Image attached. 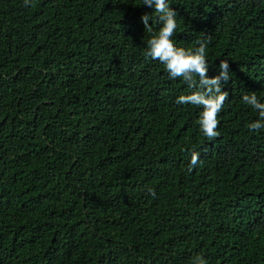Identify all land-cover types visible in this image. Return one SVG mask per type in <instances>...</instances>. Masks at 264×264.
I'll return each instance as SVG.
<instances>
[{
  "label": "trees",
  "instance_id": "obj_1",
  "mask_svg": "<svg viewBox=\"0 0 264 264\" xmlns=\"http://www.w3.org/2000/svg\"><path fill=\"white\" fill-rule=\"evenodd\" d=\"M168 3L175 46L230 64L212 140L145 56L154 7L0 0V264H264V0Z\"/></svg>",
  "mask_w": 264,
  "mask_h": 264
},
{
  "label": "clouds",
  "instance_id": "obj_2",
  "mask_svg": "<svg viewBox=\"0 0 264 264\" xmlns=\"http://www.w3.org/2000/svg\"><path fill=\"white\" fill-rule=\"evenodd\" d=\"M25 6H29L30 0H24ZM143 4L154 7L159 14L161 27L158 32L148 40V48L145 56L152 60H158L162 63L171 79L182 78L187 84L190 94L180 95L176 99L177 104L202 106V112L199 119V126L209 140L216 138L219 133L218 114L228 99V92L222 91L223 85L229 81L230 64L227 60L219 62V72L217 75L209 77V65L206 60V47L210 42V37L198 40V47L187 49L177 47L173 43V36L177 30V12L173 10L168 0H143ZM151 16L145 14L141 17L145 29L152 32V27L148 21ZM246 105H250L257 110L260 119L249 125L250 131H258L264 128V103H261L255 93L244 95L242 97ZM201 163L200 153L191 154L189 171H192ZM152 196L155 191L149 190ZM195 264H207V261L200 255L195 258Z\"/></svg>",
  "mask_w": 264,
  "mask_h": 264
}]
</instances>
